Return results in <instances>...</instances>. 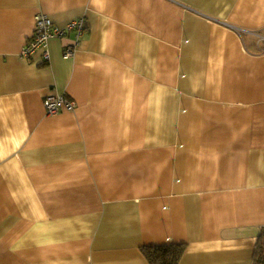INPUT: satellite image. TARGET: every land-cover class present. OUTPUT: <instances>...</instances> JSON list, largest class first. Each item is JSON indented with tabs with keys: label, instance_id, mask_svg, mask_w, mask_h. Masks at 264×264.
<instances>
[{
	"label": "crops",
	"instance_id": "0c3cea01",
	"mask_svg": "<svg viewBox=\"0 0 264 264\" xmlns=\"http://www.w3.org/2000/svg\"><path fill=\"white\" fill-rule=\"evenodd\" d=\"M40 13L84 26L49 62L22 56ZM171 244L264 261V0H0V264Z\"/></svg>",
	"mask_w": 264,
	"mask_h": 264
},
{
	"label": "built area",
	"instance_id": "2783aa9c",
	"mask_svg": "<svg viewBox=\"0 0 264 264\" xmlns=\"http://www.w3.org/2000/svg\"><path fill=\"white\" fill-rule=\"evenodd\" d=\"M83 22H74L65 28H61L53 23L49 16L38 14L35 18V31L27 44L22 50V56L25 58L33 57L38 50L42 51L44 59L50 61L49 42L51 39H64L71 31L81 35L83 33ZM75 46H69L63 57L70 59L75 56ZM44 107L48 116L58 114L63 108L69 111H75L77 104L75 101L68 99L66 96H49L44 101Z\"/></svg>",
	"mask_w": 264,
	"mask_h": 264
},
{
	"label": "trees",
	"instance_id": "16d2710c",
	"mask_svg": "<svg viewBox=\"0 0 264 264\" xmlns=\"http://www.w3.org/2000/svg\"><path fill=\"white\" fill-rule=\"evenodd\" d=\"M185 250L183 244H171L143 247L142 253L149 264H179Z\"/></svg>",
	"mask_w": 264,
	"mask_h": 264
}]
</instances>
